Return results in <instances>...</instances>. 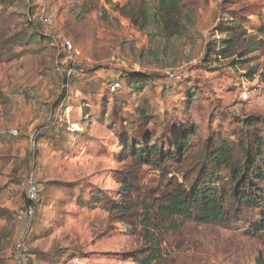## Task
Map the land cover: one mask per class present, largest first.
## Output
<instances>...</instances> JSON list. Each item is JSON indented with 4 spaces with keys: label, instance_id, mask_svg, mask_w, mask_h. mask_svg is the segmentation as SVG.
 <instances>
[{
    "label": "rangeland",
    "instance_id": "374dc122",
    "mask_svg": "<svg viewBox=\"0 0 264 264\" xmlns=\"http://www.w3.org/2000/svg\"><path fill=\"white\" fill-rule=\"evenodd\" d=\"M84 1L0 0V44L5 39L15 55L0 62V264H135L147 248L138 222L122 223L103 206L120 200L116 174L131 165L122 141L148 137L166 150L176 132L193 127V154L208 135L234 141L242 119L264 120V102L241 104L232 87H264V0H181L190 20L182 17L185 33L170 39L157 25L137 31L105 0L90 10ZM145 1L150 8L156 2ZM45 12L53 14L50 28L41 22ZM231 19L243 39L258 35V48L215 60L217 28ZM31 25L44 40L41 51L27 40ZM64 39L74 48L70 59ZM137 76L150 83L136 89ZM113 82L121 89L110 95ZM139 171L152 190L176 176L146 165ZM257 214L245 213L235 230L180 224L177 234L167 231L163 256L167 264H255L264 248L243 232Z\"/></svg>",
    "mask_w": 264,
    "mask_h": 264
},
{
    "label": "trees",
    "instance_id": "16d2710c",
    "mask_svg": "<svg viewBox=\"0 0 264 264\" xmlns=\"http://www.w3.org/2000/svg\"><path fill=\"white\" fill-rule=\"evenodd\" d=\"M105 1L112 12L127 20L137 31L144 32L157 25L161 36L166 39L182 36L190 20L189 14L183 16L181 12V0H156L153 8L145 0H128L125 5ZM98 2L85 0L82 8L90 10ZM29 8L32 9L31 6ZM182 17L188 22L182 23ZM226 21L217 28L221 37L217 49H214L215 60L230 59L236 55L244 57L257 50L258 35L245 40L237 32L239 24L233 19ZM28 30L30 35L27 40L35 45L44 42L41 35L36 34L35 27L31 25ZM259 35H264V26L259 29ZM2 41L0 62H5L15 55L6 48V40ZM40 47L39 51L44 49L43 45ZM238 47H243L239 54ZM238 62L233 60L229 65L236 68ZM254 73L249 71L247 78H253ZM139 79L135 81L136 89L150 83L149 77ZM110 84L108 94H117L121 88L110 93ZM240 123L243 130L234 141L221 135H208L198 140L200 147L193 154L191 151L196 137L193 127L176 132L173 141L167 143L166 150L151 144L148 137L133 144L122 141L125 147L123 158H129L131 165L116 174L120 200L111 204L105 202L103 206L122 223H128L130 219L138 222L147 248L137 251L139 256L135 264H167L161 247L168 241V230L177 234L181 225L235 230L243 221L244 214L252 210L258 213V218L243 234L248 240L260 241L264 248V120L248 116ZM142 165L176 176L166 178L167 182L157 189H148L141 184L139 167ZM178 177H181L182 184ZM28 207H32L35 214V204L29 199L25 209ZM255 264H264L263 250L258 252Z\"/></svg>",
    "mask_w": 264,
    "mask_h": 264
},
{
    "label": "built area",
    "instance_id": "2783aa9c",
    "mask_svg": "<svg viewBox=\"0 0 264 264\" xmlns=\"http://www.w3.org/2000/svg\"><path fill=\"white\" fill-rule=\"evenodd\" d=\"M41 22L42 24L50 28L53 26V14L50 12H45L42 14L41 17ZM63 50L65 52V55L67 58H71L74 53V48L72 44L67 40H63L62 44ZM233 88L238 89V101L239 103L243 104H262L264 102V91L262 90L263 88L258 87V88H248L244 84H238V82H234L232 84ZM121 88V85L119 82H113L109 85V92L110 93H115ZM35 189L33 186H30L29 189V195L28 199L33 202L35 200ZM33 214V208L28 207L25 209V217L26 218H31Z\"/></svg>",
    "mask_w": 264,
    "mask_h": 264
}]
</instances>
